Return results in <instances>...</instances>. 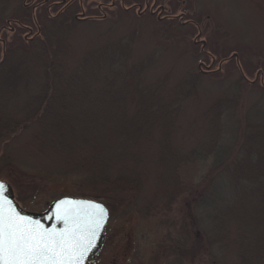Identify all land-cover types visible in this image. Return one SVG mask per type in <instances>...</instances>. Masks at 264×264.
Instances as JSON below:
<instances>
[{
	"label": "trees",
	"instance_id": "trees-1",
	"mask_svg": "<svg viewBox=\"0 0 264 264\" xmlns=\"http://www.w3.org/2000/svg\"><path fill=\"white\" fill-rule=\"evenodd\" d=\"M11 1L0 0V23H18L0 46V164L16 165L8 143L30 131L26 146L34 165L16 171L38 179L37 190L69 187L108 205L125 198L127 207L154 191L156 209L182 204L184 226L170 227L166 264H189L188 257L264 264V85L237 72L200 115L188 118L216 79L195 64L179 75L158 73L183 23L169 20L164 43L141 54L140 28L111 34L117 22L107 13L88 21L102 27L96 40L78 45L75 29L87 19L75 9L83 0H67L57 16L39 0L33 6L44 7L39 18L24 0H15L13 17ZM249 91L254 99L244 105ZM198 130L201 138L190 140ZM159 192L168 193L164 205Z\"/></svg>",
	"mask_w": 264,
	"mask_h": 264
},
{
	"label": "rangeland",
	"instance_id": "rangeland-1",
	"mask_svg": "<svg viewBox=\"0 0 264 264\" xmlns=\"http://www.w3.org/2000/svg\"><path fill=\"white\" fill-rule=\"evenodd\" d=\"M52 1L45 0L43 2L46 3L41 6L47 7L51 16H57L64 9L67 0ZM115 1L116 6L110 7ZM38 2L39 0H24L23 4L31 6L33 14L37 13L39 18V15L44 16L45 10L44 7H33ZM18 4L15 0L10 3L13 17L17 16L14 10ZM129 7L131 10L123 14L124 9ZM75 10L77 18L87 19V23L78 25L75 29L74 37L78 45L96 40L102 27L90 25L88 21L92 17L100 18L107 13L109 19L112 17L117 22L111 34L120 35L136 26L140 28L141 54L153 49L154 45L164 43L165 36L169 33L166 28V25L170 26L169 20L183 23V29L177 33L178 39H175L172 49L164 51L158 64V73L172 69V73L177 72L176 75H179L186 66L195 64L203 71L215 72L212 75L216 79L211 80L200 99L189 108L186 115L188 118L200 115L209 106L216 92L222 91L220 85L225 83H221L228 81L237 72L244 74L247 80L264 85V0H83ZM9 16L11 10L6 15ZM138 16H142V19H138ZM16 24L17 21L10 23L7 19L0 23V46L2 41L13 38L17 28L12 30V27ZM21 32L23 37H28L29 32ZM234 54H237V59L226 61L234 57ZM2 59L3 51L0 50V62ZM254 95V91L246 92L244 105L250 104ZM29 133L30 131L8 143L6 150L12 160L16 161V165L0 164V171H3L0 180H6L12 185L15 199L22 208L32 212H44L56 199L64 195H76L72 194L69 187L50 186L37 190L38 179L35 183L16 171L18 168L22 171L34 165L35 159L29 156L26 146ZM200 138L201 131L198 130L192 132L190 140ZM190 140L187 139L188 145ZM191 176L187 165L185 177L189 180ZM163 195L165 196L162 197ZM167 195L168 193H160L161 200L158 201L164 205L168 201ZM143 197L136 207H127L128 201L125 198L113 199V202H117L114 205L95 199L110 209L111 217L103 250L94 264H166L171 250L166 236L172 225L175 228H180L181 224L184 226L183 205L172 201L171 207L165 206L160 210L151 203L159 198L154 191ZM184 256L187 255L184 253ZM187 259L189 264H207L191 261L190 257Z\"/></svg>",
	"mask_w": 264,
	"mask_h": 264
},
{
	"label": "snow or ice",
	"instance_id": "snow-or-ice-1",
	"mask_svg": "<svg viewBox=\"0 0 264 264\" xmlns=\"http://www.w3.org/2000/svg\"><path fill=\"white\" fill-rule=\"evenodd\" d=\"M106 215L102 205L61 200L53 218L65 228H45L17 211L9 185L0 181V264H80Z\"/></svg>",
	"mask_w": 264,
	"mask_h": 264
},
{
	"label": "water",
	"instance_id": "water-1",
	"mask_svg": "<svg viewBox=\"0 0 264 264\" xmlns=\"http://www.w3.org/2000/svg\"><path fill=\"white\" fill-rule=\"evenodd\" d=\"M63 1L65 2L66 0H63ZM161 9L164 10V7H162ZM183 16H185V15H183ZM159 19H161V18H159ZM234 56L237 57V54H234ZM0 181H3L7 185H9L10 198L13 200L14 204L17 206V211H19L22 216L30 217L33 221H39L40 224H42L45 228H52L53 226L57 230H61V229L65 228L64 223L57 222L53 218V211L55 210V205L57 204V202H59L61 200L89 201V202H92L95 204L102 205L105 208L106 213H107L104 224L99 229V231L97 232L96 239L93 242L94 246L87 253H85L84 259L82 261H80V264H94L95 263L96 259L99 257V255L101 254L102 249L104 247L106 235H107V225H108V222L110 219V211H109L108 207L103 202L95 200V199H90V198H83V197L67 195V196L60 197L59 199H56L49 206V208L44 212H32V211L25 210L24 208H22L19 205V203L15 199L14 189L8 181H6V180H0Z\"/></svg>",
	"mask_w": 264,
	"mask_h": 264
}]
</instances>
